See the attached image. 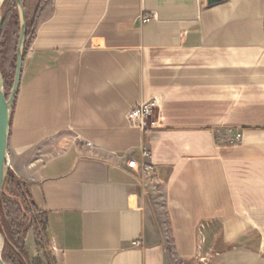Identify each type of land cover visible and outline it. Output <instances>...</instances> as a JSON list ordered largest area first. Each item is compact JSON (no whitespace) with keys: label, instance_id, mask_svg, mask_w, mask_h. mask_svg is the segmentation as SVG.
I'll use <instances>...</instances> for the list:
<instances>
[{"label":"crops","instance_id":"1","mask_svg":"<svg viewBox=\"0 0 264 264\" xmlns=\"http://www.w3.org/2000/svg\"><path fill=\"white\" fill-rule=\"evenodd\" d=\"M25 47L9 168L58 264H264V0H51Z\"/></svg>","mask_w":264,"mask_h":264},{"label":"rangeland","instance_id":"2","mask_svg":"<svg viewBox=\"0 0 264 264\" xmlns=\"http://www.w3.org/2000/svg\"><path fill=\"white\" fill-rule=\"evenodd\" d=\"M50 2L51 0H22L27 24L26 41L29 42L32 38L38 19L44 11H47ZM0 14L5 21L2 36L0 35V80H3L4 91L9 97L15 78L16 54L21 30V14L16 0H4L0 5ZM9 171L13 172L8 168L7 181L0 193V247L2 255L9 232H22L25 226L32 223L37 228L38 237L35 228L32 227L25 234L24 244L27 258L22 259L23 264H58L51 250L50 241L44 232V217L40 216L41 218L38 219L37 216L33 217L27 212L22 190L26 188L24 184H21L22 179L19 177L16 178V176L10 180ZM18 185L21 187L20 189L17 188ZM4 195L12 197L14 201L7 202ZM15 250L19 252L17 249ZM7 263L12 264L11 262ZM14 264L20 263L15 261Z\"/></svg>","mask_w":264,"mask_h":264},{"label":"water","instance_id":"3","mask_svg":"<svg viewBox=\"0 0 264 264\" xmlns=\"http://www.w3.org/2000/svg\"><path fill=\"white\" fill-rule=\"evenodd\" d=\"M221 1L223 0H208V4L213 5ZM16 2L20 9V14H21V30H20V38H19L17 54H16L15 78L9 97L6 95L4 91L3 80L2 79L0 80V193L5 184L8 168H9L8 138L10 131V121H11L13 105L20 86L22 62L24 57V49L26 46V35H27V24H26L24 6L22 0H16ZM2 22L3 19L0 14V34L2 30ZM0 264H8L4 260L1 252H0Z\"/></svg>","mask_w":264,"mask_h":264},{"label":"trees","instance_id":"4","mask_svg":"<svg viewBox=\"0 0 264 264\" xmlns=\"http://www.w3.org/2000/svg\"><path fill=\"white\" fill-rule=\"evenodd\" d=\"M4 23H5V21L3 19L2 30L4 27ZM2 30H1V34H0L1 36H2V32H3ZM1 36H0V41H1ZM27 42L28 41H26V43ZM8 177L10 180H13L14 177H16V175L14 172L9 171ZM16 178H18V177H16ZM6 181H7V178H6ZM6 181H5V183H6ZM21 184H24V186L26 188V189L23 188L22 190H23V194H24V202H25V207L27 209V212L33 217L37 216L38 219L41 218L40 216L44 217V221H45L44 232H45V235L49 241V238L47 236L46 213L37 208L36 204L34 203L32 197L30 195L27 183L22 180ZM4 186H5V184H4ZM17 188L20 189L21 187L18 185ZM3 197L5 200H7V202H10V201L13 202L14 201L13 198L10 196L4 195ZM30 227L35 228L34 225L32 223H30L29 226H25L23 230L21 229L22 232L21 231L18 233L9 232V236H8L7 240L5 241L4 251H3V255H2L4 260H6V262H11L12 264H14V262L17 261L20 264H23L22 259L27 258L26 247L24 244V238H25V234L27 233V231ZM35 232L37 233V228H35ZM37 237H38V233H37ZM15 249H17L19 252H17Z\"/></svg>","mask_w":264,"mask_h":264},{"label":"built area","instance_id":"5","mask_svg":"<svg viewBox=\"0 0 264 264\" xmlns=\"http://www.w3.org/2000/svg\"><path fill=\"white\" fill-rule=\"evenodd\" d=\"M151 20L150 15H146L143 17L142 22L146 23ZM158 108L157 100H151L148 102L140 103L134 106L127 114V118L129 121L138 124L143 128H147L148 126H153L155 123L150 121V118L155 113ZM148 156V153L144 154ZM127 167L140 173L142 180L150 181L153 179L155 174V168L151 163H143L140 164L135 159H131L127 162Z\"/></svg>","mask_w":264,"mask_h":264},{"label":"bare ground","instance_id":"6","mask_svg":"<svg viewBox=\"0 0 264 264\" xmlns=\"http://www.w3.org/2000/svg\"><path fill=\"white\" fill-rule=\"evenodd\" d=\"M4 0H0V5H1V3L3 2ZM0 252H1V247H0Z\"/></svg>","mask_w":264,"mask_h":264}]
</instances>
